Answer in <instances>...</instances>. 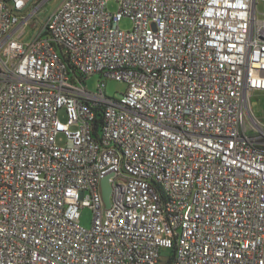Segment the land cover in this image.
Segmentation results:
<instances>
[{
  "label": "built area",
  "instance_id": "1",
  "mask_svg": "<svg viewBox=\"0 0 264 264\" xmlns=\"http://www.w3.org/2000/svg\"><path fill=\"white\" fill-rule=\"evenodd\" d=\"M33 3L0 0V264H264V0H63L21 41Z\"/></svg>",
  "mask_w": 264,
  "mask_h": 264
},
{
  "label": "rangeland",
  "instance_id": "2",
  "mask_svg": "<svg viewBox=\"0 0 264 264\" xmlns=\"http://www.w3.org/2000/svg\"><path fill=\"white\" fill-rule=\"evenodd\" d=\"M38 1L40 0H34L32 8ZM62 1L63 0H42L39 3L40 7L37 11V15L35 19L32 21V23L29 26L25 28L26 31L25 35L20 40L21 41L27 40L33 34L35 28H37V25L39 26L43 24ZM260 9L261 10L264 9L263 4L260 5ZM108 10L113 14L117 13L119 10V4L116 1H110L108 4ZM119 27L123 31H129L133 28V22L129 18H124L120 22ZM19 37H20V32H17L14 35V38L18 39ZM100 83L105 84L106 94L111 98H118L121 95H123L127 90L126 83L117 81L115 79L107 78L98 74L89 77L85 81V87L88 89V91L97 94L99 91ZM251 109H252L251 115L256 117L264 126V92H257L253 94L251 98ZM59 120L62 124L68 123V117L65 109L59 111ZM67 142L68 141L66 135L62 132L58 133L56 138L57 145L60 147H64L67 146ZM92 218H93L92 211L86 208L82 210L80 224L83 227L89 229L92 226Z\"/></svg>",
  "mask_w": 264,
  "mask_h": 264
},
{
  "label": "trees",
  "instance_id": "3",
  "mask_svg": "<svg viewBox=\"0 0 264 264\" xmlns=\"http://www.w3.org/2000/svg\"><path fill=\"white\" fill-rule=\"evenodd\" d=\"M41 1L42 0L38 1L34 5V7L38 6ZM102 127H103V110H102V108H97L96 109V117H95L94 124H93V131H92L93 137H95V138L100 137ZM173 254L174 253L171 252L170 261L173 260V257H174Z\"/></svg>",
  "mask_w": 264,
  "mask_h": 264
},
{
  "label": "water",
  "instance_id": "4",
  "mask_svg": "<svg viewBox=\"0 0 264 264\" xmlns=\"http://www.w3.org/2000/svg\"><path fill=\"white\" fill-rule=\"evenodd\" d=\"M103 198L107 207H110V196L112 193V187L109 183V177L105 178L102 182Z\"/></svg>",
  "mask_w": 264,
  "mask_h": 264
}]
</instances>
